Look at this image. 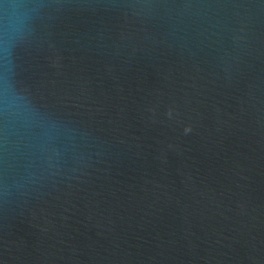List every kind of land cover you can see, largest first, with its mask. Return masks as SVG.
<instances>
[{
  "label": "water",
  "instance_id": "water-1",
  "mask_svg": "<svg viewBox=\"0 0 264 264\" xmlns=\"http://www.w3.org/2000/svg\"><path fill=\"white\" fill-rule=\"evenodd\" d=\"M0 264H264V0H0Z\"/></svg>",
  "mask_w": 264,
  "mask_h": 264
}]
</instances>
